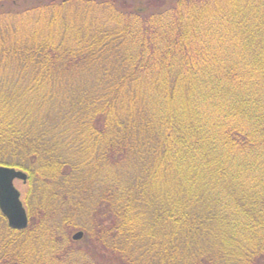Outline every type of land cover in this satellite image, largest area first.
I'll list each match as a JSON object with an SVG mask.
<instances>
[{
  "label": "trees",
  "instance_id": "obj_1",
  "mask_svg": "<svg viewBox=\"0 0 264 264\" xmlns=\"http://www.w3.org/2000/svg\"><path fill=\"white\" fill-rule=\"evenodd\" d=\"M0 166V264H264V0H0Z\"/></svg>",
  "mask_w": 264,
  "mask_h": 264
},
{
  "label": "water",
  "instance_id": "obj_2",
  "mask_svg": "<svg viewBox=\"0 0 264 264\" xmlns=\"http://www.w3.org/2000/svg\"><path fill=\"white\" fill-rule=\"evenodd\" d=\"M15 180L25 182L26 174L12 167L0 166V212L9 228L23 230L27 226V215L20 200V193L14 187ZM82 236L81 232H77L72 239L77 241Z\"/></svg>",
  "mask_w": 264,
  "mask_h": 264
},
{
  "label": "rangeland",
  "instance_id": "obj_3",
  "mask_svg": "<svg viewBox=\"0 0 264 264\" xmlns=\"http://www.w3.org/2000/svg\"><path fill=\"white\" fill-rule=\"evenodd\" d=\"M13 183H14V187L20 193V200H21L22 205H23V196H24V193L26 191V183L25 182H22V181H18V180H15Z\"/></svg>",
  "mask_w": 264,
  "mask_h": 264
}]
</instances>
